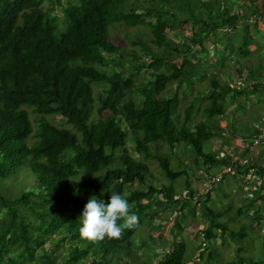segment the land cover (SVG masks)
Returning a JSON list of instances; mask_svg holds the SVG:
<instances>
[{"label":"trees","instance_id":"16d2710c","mask_svg":"<svg viewBox=\"0 0 264 264\" xmlns=\"http://www.w3.org/2000/svg\"><path fill=\"white\" fill-rule=\"evenodd\" d=\"M250 15H255L252 22L248 21ZM263 21L264 0H0V264H29L36 258V248L53 239L55 245L61 242L67 253L60 264H112L114 255L117 264L122 259L119 253L131 259L124 260L125 264H148L153 256L154 264H220L212 228L220 229L221 242L224 234L232 241L243 240L245 228H228L224 217L231 211L236 216H247L250 211L259 224L264 204L254 206L252 200L235 210L232 204L214 208L210 203L212 189H201L203 209L196 220L207 222L201 230L206 241L202 247V239L188 257L184 256V240L146 256L132 251L144 248L148 240L133 246L130 239L149 217L153 220L154 204H179L180 220L176 219L169 235L183 230L181 222L188 215L196 218L195 205L188 200L195 193L190 181L185 182L186 191L181 195L173 185L178 176L187 174L183 160L176 165L169 163L174 148L187 149L199 176L210 180L219 173L220 177L210 182L212 186L217 183L219 188L225 176L234 172L223 171L238 163L233 154L228 155L221 146L217 153L205 152L203 146L215 135L212 128L223 130L219 122L212 121L224 114L227 95L239 90L246 94L237 100L239 108L254 94L264 98V82L257 81L264 78V62L261 65L258 58L254 71L249 67L251 55L259 51L249 27L256 28ZM188 22L192 35L177 44L168 36L169 30H174L175 37ZM138 25L149 26L150 35L137 32L133 38H121L129 48L121 47L113 28ZM219 30H224L222 35ZM206 42L213 45L217 56L206 55ZM193 45L199 48L192 49ZM203 52V59H199L196 53ZM168 53L186 55L176 63ZM141 54L151 58L146 72L153 79L146 83L136 79L144 65L137 63ZM129 58L131 66L123 67ZM232 60L230 79L220 81L221 68ZM205 64L215 68L208 73L203 69ZM159 66L163 70H149ZM235 74L255 81L246 88H234L231 82ZM203 79L206 85L182 106L179 89L183 82L191 88ZM173 83L174 91L166 94ZM205 100L204 107L195 108L196 101ZM27 108L39 116L32 120ZM197 111L203 118L196 121ZM52 114L60 115L69 127L50 122L47 116ZM260 134V128L245 134L249 138L244 143L245 153L251 152L255 138L264 142ZM128 140L133 142L130 148L125 146ZM162 144L168 149L164 153L158 151ZM151 148L156 150L154 160L169 184L146 185V174L152 173L145 162ZM130 149L144 159L132 157ZM28 172L35 180L36 192L23 190L13 197L1 193L7 189L2 183ZM135 182L139 186L132 187ZM261 189H252L260 199L264 197ZM114 191L128 200L131 214L139 217L138 226L125 229L119 239L106 237L93 243L81 238V216L88 200L95 196L107 204ZM184 208L187 213H183ZM158 225L159 232L148 234L154 244L167 236L165 229H160L162 224ZM190 232L198 236L191 228ZM242 249L237 248L235 258L226 264H264V241L259 248L255 244L254 250L261 254L257 260L251 252L241 255ZM37 258V264H57L58 260L49 251Z\"/></svg>","mask_w":264,"mask_h":264},{"label":"rangeland","instance_id":"374dc122","mask_svg":"<svg viewBox=\"0 0 264 264\" xmlns=\"http://www.w3.org/2000/svg\"><path fill=\"white\" fill-rule=\"evenodd\" d=\"M141 11H143V9H137V12H141ZM179 17L182 18L183 15L179 13ZM189 24L190 26L186 27V25H189ZM113 30L115 34H117L118 36V39H119L118 41L121 47H124L127 50L129 46L126 45L124 43L125 41H123L121 38H125L127 36L133 38L137 36V32H146L148 35H150L149 26H145V27H142L141 25L127 26V27L123 26L121 28L114 27ZM169 31L170 32L168 33L169 34L168 36L172 40H175L177 44H183L182 41H183L184 36H190L192 35V32H193L191 29L190 22H188L187 24L183 23L182 26L180 27V30L176 32L175 37L173 35L175 34V32H173L174 30H169ZM231 31L229 30L227 32H231ZM249 31L251 33H254L253 38L257 40L258 49H259V51L256 52L257 54L255 53L254 55H251L252 61L251 59L248 60V61H251V64L249 67L254 71L253 64L257 62L258 58L260 59L261 65H262V62H264V43H262L264 40V21L260 22V25L256 28L250 26ZM223 32L224 30L223 31L219 30L220 35H222ZM237 33L241 34L242 33L241 29L237 30ZM236 42L238 41L235 40L234 44H236ZM206 45L207 46L205 48L207 47L209 48V50L207 48L206 55H209L210 58L211 57L213 58L214 55L217 56L216 55L217 53H215V50L213 49V45L208 44L207 42H206ZM218 46L219 44L216 47ZM191 48L198 49L199 45H193L191 46ZM208 52L209 54H207ZM204 53L205 52L196 53V54L199 56L198 57L199 59L201 58L203 59ZM185 55L186 54H183V53L181 54L171 53L170 55L169 53L167 54L168 58H170V60H173L176 63H179L181 57ZM247 58L248 57H246L245 59ZM130 61L131 60L129 58L127 61L123 63L122 66L125 68H129L131 66ZM150 61H151V58L149 56H145L141 54V59L138 60L137 63L141 64L142 62H144V65H142V67L138 70V76L136 77L137 81L140 82V79H141L142 82L146 83L153 79V76L146 72L148 68L147 67L148 63ZM240 61H243V59H240ZM233 63H234L233 60L232 62L227 61L226 65L221 68L222 71L217 76L220 81H223L224 79H227V80L230 79L228 73L233 68L230 69L229 66L233 65ZM185 67L188 69L190 67V63H187ZM115 68L119 69V67H115ZM214 68H215L214 66H207V64L203 66V69H207L208 73L210 72V70ZM158 69L163 70V67L159 66L158 68H152V69L149 68V70H158ZM131 71L132 69H130L128 72H131ZM237 76L239 75L235 74L233 77L236 79ZM235 79H233V81L231 82V86L234 88H236L235 82H234ZM244 79L248 82L249 85H251L255 81L252 78H247V79L244 78ZM263 80L264 78L257 79V81H263ZM204 85H206V79H203L202 81L195 83L194 86H192L191 88H188L187 83L183 82V84L180 86V89H179V95L182 99H184L182 106L187 105V103H189V101L193 98V96L197 94L199 89H202ZM175 86H176V83H173L171 85V91L166 94L168 95L171 94L174 91ZM238 92L239 93H234V94L230 93L229 95L225 97V103L227 104V107H226L224 114L220 116L219 118L220 120L218 118H214L212 121L215 124L219 122L223 130L220 131V128H212L213 131H216L214 133L215 135L204 144L203 149L205 152L214 151L217 153V148L221 146V148L225 149L224 151L228 155L233 154V157L247 156L248 158H252L251 160L254 163H256L258 167H261V169L264 170V142L261 143L260 140L257 141L256 143L253 142L250 146L251 148L249 147L251 152L249 154L244 152V149H246V144L244 145V143H246L247 139H249L247 135L245 136V134L250 133V131H252L253 128L261 129L260 138L261 140H264V129L260 125V117L264 114V98L259 97L258 94H254L251 97L252 98L251 101H248L245 103V105H242L243 108L241 107L239 108L237 100H243L246 94H243L242 90H239ZM94 93H95V90H94ZM134 97L136 98L135 94H134ZM205 104H206V100L202 102L196 101L195 108H198V107L202 108L205 106ZM27 110L32 120H34L35 117L39 116L38 114L31 112L30 108H27ZM202 118H203L202 112L197 111L196 115H194V119L197 121L198 119H202ZM47 119L57 126L69 127V125L63 121L60 115H57V114L48 115ZM244 124H245V129H243ZM33 126L35 127L34 122H33ZM234 130L236 131V133L232 132ZM125 146L130 148L131 146H133V142L131 140H128ZM255 147L257 148L256 153L253 151ZM166 150H168L166 148V144H162L158 151L160 153H164ZM186 150L187 149H185L184 146L181 147L180 150L179 149L177 150V148H174L172 150L174 153V156L171 157L169 160V163L172 165H176L177 163H179L180 160H183L185 163L184 165H187L186 166L187 174L180 175L173 181V185L175 189L177 190V193H180L179 195L185 194L184 193L186 191L185 182L188 180L190 181L191 188L195 190L194 196L191 198V200L188 199L189 201H192L193 205L194 203H196L197 197L199 198L201 189H203L204 192H207L209 188L213 187L211 188L212 197H211L210 203L212 202L211 206H213L214 208H220L221 206L224 207L226 204L230 206V204H232V206L234 207L233 210H235L239 207L244 208L246 206L247 200H245L244 198L245 194L243 191H241L242 189L240 188V186L242 185V180L240 177L234 178V173L227 174L225 176L226 178L224 179L227 181V186L226 184H222L225 182L224 180H222V182L220 183L221 185L219 188H217L218 186L217 183L214 184L216 187L212 186L213 184L211 185L210 182L216 181V179L213 180L211 178L209 180L207 177H203L201 175L199 176L198 173L196 172V168H197L196 164H194L193 163L194 161L186 154ZM155 151L156 150L154 148H151L150 149L151 155L148 156V158L145 160V162H147L148 164L150 173L151 172L153 173V174L152 173L146 174V185L152 182L154 185H158L159 187L162 183L169 184L170 180L160 174L158 165L154 160L155 159L154 155L156 154ZM251 153H254V157H251L250 155ZM130 155L132 157L144 159L142 155H139L138 152L133 149H130ZM186 176H187V179H186ZM216 176H219V173L218 175L216 174ZM34 181L35 180H33L32 175L28 172L27 174L22 175L20 178H16V180L10 179L2 183L1 187L7 188V189L2 190L1 193H4V194L7 193L9 194L10 197L11 196L13 197L21 193L23 190L29 191L33 189V191L36 192L37 185ZM260 184L262 187V192L264 194V179L261 180ZM235 185L241 190L235 187ZM137 186H139L137 182L133 183L132 185V187H137ZM143 188H146V186H144ZM226 192H227V196L225 197L223 194ZM175 197L177 198L179 197L180 199L183 198L182 196H178V195H176ZM158 198L162 199L165 202V198L162 197L161 195H159ZM262 199H264V197ZM169 203L170 204L168 205H165L167 203H164L163 204L165 205L164 207L154 204L153 210H152L154 213L153 220L149 217V219L144 224H142V226H140L138 230L133 234V236L130 239L133 246L136 244H139L141 240H144V241L148 240L144 248H139L136 251H132L134 254L143 253V255L145 254L146 256H148V252L150 254V251L153 253L154 252L157 253L160 250L166 251V247H168V245L172 244L174 241L184 240L187 246L184 256L188 257L189 255L192 254L195 246H198L201 243L203 239L201 230L202 228L206 227L207 222L204 220H202L201 222L197 221L196 220L197 216L196 218H193L190 215H188V218L184 222H181V226L183 227V230L180 233H176L175 236L168 234V233H172V228H174L172 226L174 225V223H177V220H180L179 218L181 216V213L177 207V204L173 201ZM259 203L260 202H257V204ZM200 209L202 212L203 208L201 207ZM183 213H187L185 208L183 209ZM224 220L226 221L228 228L232 230H239L240 228L244 227L247 234L243 240H240L238 242L232 241L227 236V234H224L223 235L224 242H221V239L219 238V236L222 234L217 233L219 229L212 228V230L215 233H217L215 246H216L217 251L219 252L218 260L220 264H226L229 260L235 258L237 248L239 247L246 250L244 251L242 249L240 251L241 255H246L251 252L254 255V259L257 260L261 256V254L260 252H256L254 248H255V244L257 245V248H259V243H262V241H264V221H262V225L259 227H256V226L251 227V224L253 223L254 220H253L252 212L250 211L247 212V216L246 215L236 216L233 214V211H231L224 217ZM158 224H162V226H160V229H165V234H167V236L166 237L162 236L161 238L158 239V242L154 244L152 240L149 239L148 234L150 233L154 236L156 232H159ZM190 228L193 229L198 234V236H195L194 234H192L190 232ZM55 240L56 239H53V241L47 240L42 247L36 248L35 250L36 258L34 261L30 262L29 264H37V260H38L37 257H39L43 251H49L52 254L57 255L58 257L57 264H60L61 260L67 257V253L61 247L60 245L61 242H58L59 245H55L54 243ZM244 243H247V244H244ZM123 253H126L125 249H123ZM119 257H121L122 259H120L117 262V264L118 263L125 264V262H123L124 260H129V261L131 260L130 258L124 259L122 253H119ZM116 259H117V255L112 256V264L115 263ZM139 261H145V259L139 258ZM155 262H156V256L149 257L148 264L149 263L154 264ZM80 263H84L83 260ZM86 263L87 261L84 264ZM134 263H135V260H134ZM188 264H191V263L188 262Z\"/></svg>","mask_w":264,"mask_h":264},{"label":"clouds","instance_id":"9594fccd","mask_svg":"<svg viewBox=\"0 0 264 264\" xmlns=\"http://www.w3.org/2000/svg\"><path fill=\"white\" fill-rule=\"evenodd\" d=\"M234 158L235 160L238 161V163L232 166H228L231 168V170L226 171V172L228 173V172L234 171L232 173H235L238 177L241 178L242 185L240 186V188L242 190L238 188L236 185L235 187H237L238 189L244 192L245 194L244 198L245 200H247V203L248 201L253 200L255 202L254 206L264 204V199H262L261 201L260 197H255V194L252 191L253 188L255 189L256 187L258 188L261 187L260 182L261 180L264 179V170L261 169V167H258L256 163H254L251 160L252 158H248L247 156H239V157H234ZM250 168L255 169L254 176L249 173ZM240 169H244L245 172H239ZM261 192H262V189L260 193ZM196 200H197L196 203H194L195 215L199 216L201 214V209H200L201 203L198 197ZM165 201L167 200L165 199ZM257 202H260V203L257 204ZM130 207L131 206L128 200L125 199L120 193L115 192V191L111 193L110 202L107 204H105L103 200H98L95 196H92L86 203L82 216H81L83 218L82 226L80 228L81 238L88 240L90 242H93V243L102 241L106 237L109 239L121 238L123 231L125 229H133L137 227L139 224V217L135 214H131ZM121 220L123 221V223L119 224L118 221H121ZM262 221H264V214H262L261 223L256 224V222L253 221V223L251 224V227L261 226ZM217 233H220V229ZM217 233H215L216 238H217ZM202 236H203V232H202ZM216 238H215V241H216ZM204 241H206V239L203 236V242L201 243L202 247H204Z\"/></svg>","mask_w":264,"mask_h":264},{"label":"built area","instance_id":"2783aa9c","mask_svg":"<svg viewBox=\"0 0 264 264\" xmlns=\"http://www.w3.org/2000/svg\"><path fill=\"white\" fill-rule=\"evenodd\" d=\"M254 20H255V15L248 16V21L252 22ZM234 82H235V87L238 89L246 88L249 85L248 82L241 76L236 77ZM263 82H264V80H263ZM260 125L264 129V116L261 118ZM253 141L256 143L258 141V139L255 138ZM230 170H231L230 167L223 169V171H230ZM249 173L254 176L255 175V169L250 168ZM217 175H218V173H217ZM219 177H220V174H219V176H216V174H215V176H213L212 179L217 180V178H219Z\"/></svg>","mask_w":264,"mask_h":264},{"label":"crops","instance_id":"0c3cea01","mask_svg":"<svg viewBox=\"0 0 264 264\" xmlns=\"http://www.w3.org/2000/svg\"><path fill=\"white\" fill-rule=\"evenodd\" d=\"M253 151L256 153V151H257V148H255ZM252 156H254V153H252ZM224 181H225L224 183H226V184H227V181H226V180H224ZM215 187H216V186H215ZM211 188H213V187H211Z\"/></svg>","mask_w":264,"mask_h":264}]
</instances>
